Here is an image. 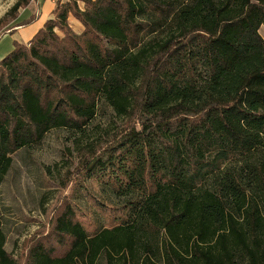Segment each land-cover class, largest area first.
Listing matches in <instances>:
<instances>
[{
  "label": "trees",
  "instance_id": "obj_1",
  "mask_svg": "<svg viewBox=\"0 0 264 264\" xmlns=\"http://www.w3.org/2000/svg\"><path fill=\"white\" fill-rule=\"evenodd\" d=\"M53 15L0 60V186L12 153L84 135L105 106L125 126L84 169L119 216L89 230L68 206L26 264H264V0H68ZM1 214L0 264H18Z\"/></svg>",
  "mask_w": 264,
  "mask_h": 264
},
{
  "label": "rangeland",
  "instance_id": "obj_2",
  "mask_svg": "<svg viewBox=\"0 0 264 264\" xmlns=\"http://www.w3.org/2000/svg\"><path fill=\"white\" fill-rule=\"evenodd\" d=\"M16 1L0 0V20ZM11 25L4 23L0 28L1 36L9 33L0 38L2 48L12 47L16 41ZM72 28L77 33L84 31V26ZM261 33L264 36L263 28ZM124 124L102 106L84 135L54 129L41 142L11 154L12 167L0 186V208L6 249L18 264H26L31 247L53 231L56 218L68 206L89 230L110 225L119 216L111 210L112 196L105 182L88 178L84 167L89 158L102 155L115 143Z\"/></svg>",
  "mask_w": 264,
  "mask_h": 264
},
{
  "label": "crops",
  "instance_id": "obj_3",
  "mask_svg": "<svg viewBox=\"0 0 264 264\" xmlns=\"http://www.w3.org/2000/svg\"><path fill=\"white\" fill-rule=\"evenodd\" d=\"M58 1L64 3L68 0H32L28 7L21 9L19 17L11 25L13 30L11 34L15 36V40L23 44L29 43L44 24L54 17L53 11ZM72 19L73 18L70 17V21L74 25V28L82 29L83 26L79 21ZM29 20L31 21L28 22ZM77 23H79L80 26H78ZM8 34L9 33L4 34L1 38H4ZM13 49L14 45L12 47L7 46L6 48L0 47V60L7 56Z\"/></svg>",
  "mask_w": 264,
  "mask_h": 264
}]
</instances>
